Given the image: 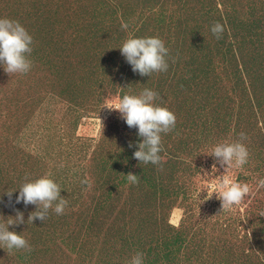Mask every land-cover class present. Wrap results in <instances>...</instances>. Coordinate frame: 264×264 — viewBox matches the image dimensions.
Here are the masks:
<instances>
[{
    "label": "rangeland",
    "instance_id": "rangeland-1",
    "mask_svg": "<svg viewBox=\"0 0 264 264\" xmlns=\"http://www.w3.org/2000/svg\"><path fill=\"white\" fill-rule=\"evenodd\" d=\"M0 18L33 36L28 73L0 65V223L23 212L9 230L32 250L0 247V264H264V0H0ZM129 34L160 37L168 70L134 72L118 48ZM145 88L177 118L159 164H140L138 129L103 108ZM241 132L248 162L225 173L206 153ZM45 173L68 205L28 224L18 187ZM222 175L251 187L227 211L204 199Z\"/></svg>",
    "mask_w": 264,
    "mask_h": 264
},
{
    "label": "clouds",
    "instance_id": "clouds-1",
    "mask_svg": "<svg viewBox=\"0 0 264 264\" xmlns=\"http://www.w3.org/2000/svg\"><path fill=\"white\" fill-rule=\"evenodd\" d=\"M121 28L127 29V23L122 22ZM223 31L224 26L219 21L211 27V32L218 39ZM32 45L33 36L19 21L0 18V65L7 74L10 76L17 73L26 74L31 70L32 61L29 57L33 51ZM118 48L132 66L133 71L142 76H151L153 72L168 70L169 49L158 36L135 37L129 34ZM158 96L157 92L145 88L138 95L123 94L118 99L107 101L103 106L110 111H118L130 128L138 129V136L142 139L138 142V150L134 152V158L140 164L161 163L162 157L159 155L162 151L161 133L170 132L176 125L177 118L174 112L166 106L155 103ZM246 138V134L241 132L239 140L232 142L224 140L217 143L206 154L213 156L221 166H225V173L233 167L240 168L248 162L249 158V151L242 142ZM216 171L217 164L213 163L212 172ZM126 175L130 183H139L137 174L129 172ZM82 183H88V181L85 180ZM258 186L264 187V179L259 180ZM16 189L7 191L9 198ZM18 189L17 203L22 201L26 206L36 205V210L28 216V224L33 223L37 218L44 222L50 209L57 215H62L68 205L67 199L61 195V186L52 178L51 173H45L35 179L26 177ZM250 192L251 187L248 183H240L229 175H222L219 186L210 185L204 199H210L215 194L221 201L222 211H227L239 205ZM24 222V213L17 210L16 215L8 217L6 223H0V247L7 252L13 249H24L29 252L32 250L21 233L9 230L10 225ZM128 264H144V254L136 252Z\"/></svg>",
    "mask_w": 264,
    "mask_h": 264
},
{
    "label": "trees",
    "instance_id": "trees-1",
    "mask_svg": "<svg viewBox=\"0 0 264 264\" xmlns=\"http://www.w3.org/2000/svg\"><path fill=\"white\" fill-rule=\"evenodd\" d=\"M173 238H163L162 242L168 244L173 240ZM148 257L152 261H157L158 259H161V252H157L156 250L150 248V252H148Z\"/></svg>",
    "mask_w": 264,
    "mask_h": 264
}]
</instances>
